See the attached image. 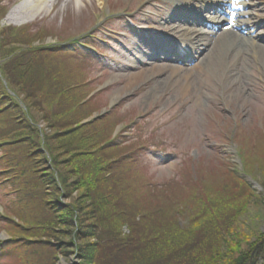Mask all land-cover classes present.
Wrapping results in <instances>:
<instances>
[{"label":"rangeland","instance_id":"1","mask_svg":"<svg viewBox=\"0 0 264 264\" xmlns=\"http://www.w3.org/2000/svg\"><path fill=\"white\" fill-rule=\"evenodd\" d=\"M12 1L14 2V0ZM62 1L58 0L55 5L48 4L46 9L36 15L34 21L32 20L35 22L36 19H41V23H46L50 28L57 27L55 29L61 31L57 33V38L65 37L68 34L78 35L92 22L106 21V16L110 13L116 15L125 6L133 8L132 15H138L135 18L137 22H139V19L148 20V15L145 14L154 12L153 6H145L141 4V0H104L103 2L102 0H85L83 6L76 8L69 2H66L65 5ZM62 21L63 24L61 25ZM24 23L26 22L10 21L6 17L1 20L0 28H4L1 27L2 25L20 26ZM41 23L39 22L37 26H41ZM113 24H115L113 29H116V33H119L118 31L121 29L125 31L120 32L119 35L123 38L120 40L113 39V41H118L120 47L125 43L126 47H123L121 51L118 50L120 48H116L117 55L114 58H109L108 55L106 67L110 72L104 74L99 70H95L97 71L96 75H89V77L99 79L98 87L103 85L101 95L93 100L96 103L91 107L96 110L101 106V110H98L101 112L106 109L110 102H115L117 104L115 108H118L116 110H120L119 116L121 113L129 111L131 119V117H137L138 113H146L150 109L153 110L149 113L155 116L152 121L154 128L152 140H156L158 146L152 148L151 142L144 152L136 156L143 160V164L139 166L135 163L137 161L134 158L130 168L125 171L130 187L134 181H140V187L146 191L145 196H132L133 203L146 206L141 211L143 214L152 212L155 217H159L162 213L166 214L168 218L161 220L160 218H151V221L156 225L166 223L174 226L175 224L183 230H187L194 225L193 230L196 231L194 232L196 235L197 227H204L203 225L206 224L200 213L196 215L199 211V204L218 210L219 217L217 221L220 220L218 224L221 229L234 216L236 220L232 222L228 230L219 233L220 237L217 239L220 241L223 238L225 244L229 242V245H236L238 254L232 257H237L241 251L247 249L246 246L249 243L251 244L255 240L259 231L264 233V61L253 65V68L240 67L241 72L237 75L229 71L224 72L222 63L226 59V55L221 54L220 58L215 60L214 55L216 53L210 47L202 53L197 62L207 66L209 77L205 78L202 75L199 79L193 76L186 78V75L183 74V78H180V72L171 74L169 68L161 65L167 62L147 60L140 48L137 47V43L142 44L139 42L136 32H130L123 21ZM35 31L36 27H32L24 33L31 38L35 35ZM5 32L2 31L3 34ZM103 34L107 35V33ZM1 41L2 38H0V52L2 54L0 61L3 63V59L8 60L10 58L9 45L14 47L16 44H26L24 38L21 41H19V38L12 39L8 41L9 44L4 39L2 43ZM116 51L114 50L115 53ZM97 60L95 56L92 61ZM211 61L216 69L220 71L211 70ZM44 62L45 60L42 63ZM43 66L47 69L42 76L46 86L49 80L54 79V77H61L62 75V79H64V76L69 78L73 75L57 70V67L61 69L58 65L54 68L45 64ZM8 69L6 67L4 71L6 72ZM157 69H160V71L155 73L154 71ZM191 70L196 72L195 68ZM170 74L173 81L169 79ZM5 75L6 73L0 71L2 78ZM187 79L189 83L194 82L190 89L183 93L189 84L184 85ZM174 80L178 82H174ZM96 85L97 83L93 81V85L86 84L85 88L91 91V94H94L100 92L98 90L96 92ZM105 88H107L106 91ZM18 90L19 95L16 93L17 98L15 101L19 106L23 105L25 107L27 116L31 113L34 115V121L38 120V123L36 122L38 126H33L34 128L29 129V132L36 139L42 138L43 133H46L49 129L48 124L43 120L49 108V104L44 99L45 92L43 90L40 93L36 91L29 93V91L21 90L20 87ZM85 91L78 92L73 89L67 99L73 101ZM35 98L37 104L32 106L29 101ZM66 102L68 101L66 100ZM213 107L215 108L212 109ZM217 108H220V110L222 108L227 115L217 114ZM211 113L216 114L217 121H220V123L216 122L214 127H211L208 131L211 134L209 137L212 139H210V145H207L199 138L206 128L207 117ZM226 124L232 129L230 132L231 138L228 140L223 138L220 133L221 129L224 131L222 127H225ZM112 130L114 132L117 129ZM50 132L53 133L52 128H50ZM215 133L217 134L214 135ZM140 144L137 141L133 143L130 141L128 144L123 142L121 145L115 143L110 147L116 148V150L112 149L114 150L112 152H115L114 158H124V156L134 155V148ZM159 155L160 158L158 159L156 156ZM183 155L185 156L180 162L178 159ZM57 157L63 158L62 156ZM23 159L21 157L20 162ZM6 162L12 163L9 160H6ZM9 163H6L7 167H9ZM113 172H108L109 174L106 175L108 179L115 180L118 178L120 171L118 170L115 174ZM21 174L19 172V176ZM67 189L74 196L79 193V190L74 187L68 186ZM80 194L72 200L66 199L67 196L65 197V194L61 193L60 196L62 197L60 199L74 205L77 209L75 203H78L82 197ZM53 196L56 198L58 194L56 193ZM204 196H207L208 201L202 200L205 199ZM6 201V199H3V202L6 203ZM16 209L15 204L9 200L6 210L1 208L0 211L2 215L10 216L13 215ZM86 213L87 211L83 208L80 209V212L77 210L79 226L82 231L88 221L85 217ZM132 213L135 215V220L138 219L133 210ZM172 219H174V222ZM231 228L233 229L231 230ZM2 229L0 228V233ZM121 230L125 235L129 234L127 226H122ZM232 231L234 234H232ZM15 234L20 235L21 229L15 231ZM197 236L199 238L196 239L198 242L206 237L204 234ZM24 239L27 242H25L24 248L28 251L25 256L27 257L26 261L33 256L29 264H36L37 259L46 255L53 256L52 260L38 262V264H75L77 261L83 263L79 256L75 258L73 255L76 252L77 245L80 243L84 246L87 243H93V239L84 241V239L77 238L72 227H65L62 233L54 234L49 242V246L53 249L44 247L46 243L43 239L40 242L41 245L32 244L34 248L28 244L29 240ZM210 240L213 241V237L206 241ZM260 248L262 256H257L256 262L254 261L255 264H264V240Z\"/></svg>","mask_w":264,"mask_h":264},{"label":"trees","instance_id":"2","mask_svg":"<svg viewBox=\"0 0 264 264\" xmlns=\"http://www.w3.org/2000/svg\"><path fill=\"white\" fill-rule=\"evenodd\" d=\"M8 35L13 38L16 33L9 32ZM14 61L22 63L19 55ZM56 79L54 77L49 80L46 86L44 79L40 78L38 81L37 77L35 80L31 75H25L24 81L18 83L21 90L29 93H40L43 89L49 91H44V99L49 108L43 120L49 129L46 133L42 132L43 138L36 139L28 129H23L25 118L23 117V121L19 115L20 109L18 111L15 105L12 106L14 116H20V120L24 122V126H20L19 130H26L21 154L24 159L16 168H20L22 175L29 176V180L24 181V178V182L17 186L20 204L16 214L28 226L27 236L35 241L44 238L45 242L49 243L54 234L62 233L65 227H72L75 236L80 240L93 239L92 244L90 242L84 246L80 243L77 245V255L84 264H252L256 262L258 255L262 256L260 247L264 233L259 231L255 240L246 246L247 249L233 258V255L238 254L236 245H229V242L225 244L223 238L219 241L218 234L228 230L236 220L235 217L232 216L221 229L218 224L220 220L217 221L218 210L204 205L199 204L196 214L200 213L206 222L204 227H197V235H206L202 241L196 240L199 238L194 233V225L183 230L175 224L173 226L153 223L151 218L161 220L168 217L164 213L159 217L153 216L152 212L143 214L141 211L146 206L138 202L133 203L132 196H145L146 191L140 187V181H134L130 187L125 174L131 165L130 159L127 156L114 158L115 152H112V149L116 148L105 146L110 139L109 133L98 131L92 125H78L81 118L89 113L84 115L78 110L76 103L80 97L75 101L67 99L72 82ZM51 81L53 83H50ZM36 101L35 98L29 102L33 106L37 104ZM30 115L35 120L34 115ZM35 122L38 123V120ZM30 127L34 128L33 125ZM50 128L53 130L52 134V131L49 133ZM17 131L16 129L18 136ZM9 139L16 138L11 136ZM118 170V178H107L108 172L114 171L115 174ZM68 186L78 189L81 193L79 202H74L77 209L60 199L61 193L67 196L66 199L73 200L79 196V193L74 196L67 189ZM242 186L245 187L243 184ZM56 193L58 197L54 198ZM204 198L202 200L208 201L207 196ZM81 208L87 211L85 217L88 219L83 231L79 226L77 214V210L80 212ZM132 210L138 219L135 220ZM172 221L174 222V219ZM122 226H127L129 234L123 233ZM211 237L213 241L207 242ZM49 248L53 249L51 246ZM43 258L37 259V263L52 260L53 256L46 255Z\"/></svg>","mask_w":264,"mask_h":264},{"label":"bare ground","instance_id":"3","mask_svg":"<svg viewBox=\"0 0 264 264\" xmlns=\"http://www.w3.org/2000/svg\"><path fill=\"white\" fill-rule=\"evenodd\" d=\"M10 1H12V0H10ZM57 1L58 0H23L20 3L19 6L10 9L7 18H8V20L15 21V22L29 21L30 19L34 18L36 15L40 14L41 11L43 12V10L46 9V7H47L48 4H54L55 5V3ZM84 1L85 0H63L62 2L65 5H66V2H69L70 4L73 5V7L76 8V7H79V6H83ZM260 2L264 6V0H260ZM169 70L171 71V74H172V73H178L181 70V68L177 69L174 66H172V67H169ZM158 71H160V69ZM171 74L169 75V79L173 81V79L171 77ZM188 77H189V75H188V73H186V78H188ZM198 79H199V75H198ZM174 82H178V81L177 80H174ZM193 82L194 81H192L191 83H189L187 85V87L183 91V93L186 90L190 89V87H191V85H192ZM212 109H214V107Z\"/></svg>","mask_w":264,"mask_h":264}]
</instances>
